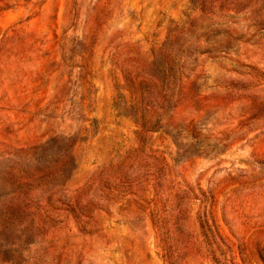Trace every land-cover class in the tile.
<instances>
[{"label": "rangeland", "instance_id": "rangeland-1", "mask_svg": "<svg viewBox=\"0 0 264 264\" xmlns=\"http://www.w3.org/2000/svg\"><path fill=\"white\" fill-rule=\"evenodd\" d=\"M0 264H264V0H0Z\"/></svg>", "mask_w": 264, "mask_h": 264}]
</instances>
